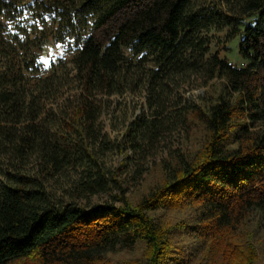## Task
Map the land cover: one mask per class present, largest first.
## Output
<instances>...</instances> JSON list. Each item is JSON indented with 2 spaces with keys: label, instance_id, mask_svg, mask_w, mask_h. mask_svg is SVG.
I'll return each mask as SVG.
<instances>
[{
  "label": "trees",
  "instance_id": "16d2710c",
  "mask_svg": "<svg viewBox=\"0 0 264 264\" xmlns=\"http://www.w3.org/2000/svg\"><path fill=\"white\" fill-rule=\"evenodd\" d=\"M226 26L244 64L211 51ZM49 35L74 45L71 66L43 71ZM192 78L207 87L197 100L175 97ZM125 91L148 111L112 141L100 116ZM109 144L155 156L138 197L106 171ZM254 217L264 224V0H0V264H257ZM118 251L138 254L114 263Z\"/></svg>",
  "mask_w": 264,
  "mask_h": 264
},
{
  "label": "rangeland",
  "instance_id": "374dc122",
  "mask_svg": "<svg viewBox=\"0 0 264 264\" xmlns=\"http://www.w3.org/2000/svg\"><path fill=\"white\" fill-rule=\"evenodd\" d=\"M210 2V0H207ZM251 19H247L250 21ZM229 26L222 29H212L209 31L211 36V51H218L221 55L227 57L230 61L236 65L244 64V60L240 57L237 51V38L233 40H226V34L229 30ZM71 41L62 43L56 41V39L49 35L46 38V42L43 43L36 51L39 53V60L41 62L44 72H49L51 66H57L60 69L61 64L71 66L72 58L75 54V48ZM227 46V47H225ZM207 87L201 84L199 78H192L190 83H183L180 89L176 93H179L183 99L196 101L199 94H202ZM177 96V94H176ZM175 96V97H176ZM110 106L106 108L100 116V126L103 132L112 141H119L123 138V135L127 129L128 124L135 119L138 115L147 113L148 108L145 103L143 93L139 91H125L123 94L113 95L109 97ZM179 135L177 132L170 134L164 142H161L157 152H154L156 156L162 155V150L169 145L178 143ZM105 146V145H103ZM163 148V149H162ZM100 160L103 162L104 167L108 174L118 179L123 187L128 188L125 193L126 196L134 199L142 194L148 186L156 179L155 171L139 173V170L149 165L150 161L155 157L148 155L146 158L138 156L137 154L128 153L127 155L119 151L118 147L109 144L108 147H102L101 153H99ZM127 163L126 166H122L121 162ZM123 167V168H122ZM121 168V169H120ZM82 166L76 168H70L67 172L62 173L58 181L54 183L57 193L60 194L65 187L71 184L72 179H76L80 176ZM121 189L116 186L112 191H103L98 194H93L88 200V204L103 203L114 199L112 194H120ZM84 202V201H83ZM86 202V201H85ZM175 215H178L175 212ZM179 213L178 216H180ZM182 216V215H181ZM247 229V235L252 236V242L256 246L258 257L256 259L257 264H264V224H260L256 221L255 217L250 220V224ZM137 252L118 251L108 255V258L115 262H120L126 259L135 257Z\"/></svg>",
  "mask_w": 264,
  "mask_h": 264
}]
</instances>
